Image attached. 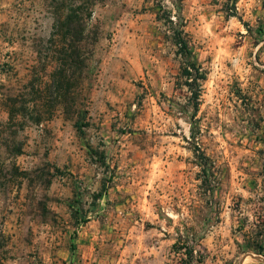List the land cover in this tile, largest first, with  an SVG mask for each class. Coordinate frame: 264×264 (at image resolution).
<instances>
[{"label":"rangeland","instance_id":"374dc122","mask_svg":"<svg viewBox=\"0 0 264 264\" xmlns=\"http://www.w3.org/2000/svg\"><path fill=\"white\" fill-rule=\"evenodd\" d=\"M175 243L264 264V0H0V264H179Z\"/></svg>","mask_w":264,"mask_h":264},{"label":"trees","instance_id":"16d2710c","mask_svg":"<svg viewBox=\"0 0 264 264\" xmlns=\"http://www.w3.org/2000/svg\"><path fill=\"white\" fill-rule=\"evenodd\" d=\"M91 12H87V16H90ZM168 22L172 25L173 22L171 20H168ZM72 23V20L70 17H66L65 24L70 25ZM172 39L174 41L175 46L178 49L179 55L185 59L186 64L182 68V75L186 79H190L191 82H193V85L196 87L195 92H193V100L195 103V106L198 104V99L200 96V87L203 80H205V75L202 72L201 68L197 65L194 58L191 59V51L189 49L188 43L186 39L184 38V33L182 29H173L172 30ZM187 86L190 88L191 84L189 82H186ZM173 248L176 249L177 253H179L180 250L185 249L184 255L186 258H182L180 260L179 264L185 263V264H191L192 258H193V248L187 247V246H181L178 248L177 243L173 244Z\"/></svg>","mask_w":264,"mask_h":264}]
</instances>
